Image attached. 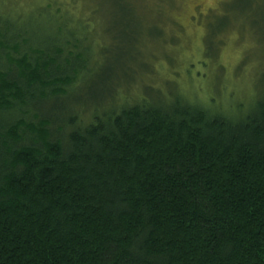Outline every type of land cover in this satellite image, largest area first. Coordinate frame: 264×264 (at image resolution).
I'll return each mask as SVG.
<instances>
[{
    "label": "trees",
    "instance_id": "trees-1",
    "mask_svg": "<svg viewBox=\"0 0 264 264\" xmlns=\"http://www.w3.org/2000/svg\"><path fill=\"white\" fill-rule=\"evenodd\" d=\"M50 7L30 13L50 39L0 15V264H264V93L237 114L168 96L78 125L75 94L113 65Z\"/></svg>",
    "mask_w": 264,
    "mask_h": 264
},
{
    "label": "rangeland",
    "instance_id": "rangeland-1",
    "mask_svg": "<svg viewBox=\"0 0 264 264\" xmlns=\"http://www.w3.org/2000/svg\"><path fill=\"white\" fill-rule=\"evenodd\" d=\"M73 1L0 0V15L24 14L20 24L32 25L39 40L53 32L34 26V8L51 5L57 21L65 9L82 17L69 33L83 39L92 63L113 67L75 94L85 99L70 108L78 125L123 105L168 96L237 114L264 93V0H139L142 11L135 6L126 20L117 16L123 5L115 0Z\"/></svg>",
    "mask_w": 264,
    "mask_h": 264
}]
</instances>
